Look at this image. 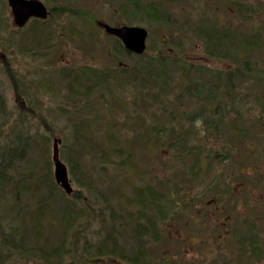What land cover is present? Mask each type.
Here are the masks:
<instances>
[{
    "label": "rangeland",
    "instance_id": "1",
    "mask_svg": "<svg viewBox=\"0 0 264 264\" xmlns=\"http://www.w3.org/2000/svg\"><path fill=\"white\" fill-rule=\"evenodd\" d=\"M39 1L49 17L19 27L0 0V153L30 143L0 185V264H264L234 247L264 248V0ZM213 21L248 62L233 89L204 50ZM103 23L145 28L144 52ZM54 150L75 197L51 189Z\"/></svg>",
    "mask_w": 264,
    "mask_h": 264
},
{
    "label": "water",
    "instance_id": "2",
    "mask_svg": "<svg viewBox=\"0 0 264 264\" xmlns=\"http://www.w3.org/2000/svg\"><path fill=\"white\" fill-rule=\"evenodd\" d=\"M13 20L19 27L25 25L29 19H46L49 12L46 6L39 0H8ZM104 31L116 37L124 48L131 53L142 54L146 48L148 32L139 26H111L103 23L99 24ZM54 165V180L65 191L66 194L72 192V187L68 178L66 165L61 162L54 150L52 155Z\"/></svg>",
    "mask_w": 264,
    "mask_h": 264
},
{
    "label": "flooded vegetation",
    "instance_id": "3",
    "mask_svg": "<svg viewBox=\"0 0 264 264\" xmlns=\"http://www.w3.org/2000/svg\"><path fill=\"white\" fill-rule=\"evenodd\" d=\"M235 7H236V5H235ZM236 9H237V7H236ZM203 20L204 19H202V21ZM215 22L213 23V25H211L212 28L210 30L211 36L214 35L213 36L214 41H211L210 39H205L208 44L205 46L204 50L206 52V49L210 48V50L213 52L211 54V55H213L211 58L209 57L210 55H207L209 58L207 60L212 59L213 65L216 66V67H214L213 73H215V75H217V77L223 78L224 81H231L232 84L230 85V87H231V89H233L236 87V86H234V81H236L238 78L243 77V74H244L243 68L246 67L248 62L242 63L243 68L240 67L241 69H235L234 68V61L235 60H231V58L226 57V54L230 53L232 51V47H235V45H234L235 42L232 41V36H234L238 33V29L236 26H232L231 29H229V27L222 29L220 25L216 26ZM188 24H189V22H188ZM209 25H210V23L208 21L206 27ZM111 26H116V25H111ZM190 28H191V26H190ZM202 35H204V34H202ZM228 41L230 42V45H232V47H230V48H226V43ZM241 45H242V43H241ZM238 48L241 51L242 46H240L239 42H238ZM223 57H225L226 59L225 58L223 59ZM197 58H198V56L197 57H191V56L187 55L184 58V64L187 65L188 67L192 66L191 64H197V63H195L196 62L195 60H197ZM204 58H206V57H204ZM219 60L220 61L222 60L224 62V63H221L222 65L220 67L217 66V63L220 62ZM222 67H225V68H222ZM220 87H221V85H220ZM216 88H217V86L215 87L216 94H214V95L219 96L218 92L221 93V89L218 87L219 90L216 91ZM251 222H255V220H252ZM223 239H224L223 235H219L218 237H216L214 239V247L220 248L221 246H223V242H224ZM234 247H235L236 251L237 250L238 251H240V250L246 251L248 254H254V253L258 254L259 253L261 256H264V248H262V246L260 245V240L256 239V238L253 240L247 239V241L244 239H240L238 241L235 240L234 241Z\"/></svg>",
    "mask_w": 264,
    "mask_h": 264
},
{
    "label": "trees",
    "instance_id": "4",
    "mask_svg": "<svg viewBox=\"0 0 264 264\" xmlns=\"http://www.w3.org/2000/svg\"><path fill=\"white\" fill-rule=\"evenodd\" d=\"M119 44L125 53H129L127 50H125L123 48L121 42H119ZM241 46H242L243 50H245V51L248 50V49H246V47L244 45H241ZM160 55L161 56L157 55V59L162 57V53ZM184 66H185V64H184ZM190 67H189V69H186L188 75L190 74ZM18 135L20 137L19 136L16 137V139L13 140V142H11V144L9 146H7L5 151L0 153V185H2V183H7V181H10V175L9 174L11 172L12 166L13 167L16 166L15 164L17 162L18 163L22 162L25 159L26 152L30 146L29 141H27L26 139L21 137V136H23L22 134H18ZM114 147H116V146H114ZM56 186H57L58 193L60 196H62V198L66 199V198H69L71 196L75 197V194L72 192L70 194H66L65 191L56 182H55V186L53 185L51 187V189L52 190H54V188L56 189ZM83 186H84V188L87 187V185H83ZM65 205L62 209V211H63L62 214H63V218H64L63 221L65 222V226L67 229V226L74 224L75 221L78 220V218H80V215L79 214H73L72 212L69 211V209H70L69 207H71L70 201L65 202ZM40 211H39V209H37L35 211L34 217L32 218V220H33L32 224H33V226H36V228L40 223L39 222L40 215L37 216V214ZM138 231H140V230H138ZM112 244L115 246V243L112 242ZM60 249H61V246H58L57 248L52 249L50 254L53 256H51V257H56L57 253H59ZM100 250H98V249L96 250L95 256L103 257L107 254L105 251H100ZM110 255H118V254H117V252L113 251L110 253ZM141 258H142V254L139 251V252H136L134 259H130L129 262H131V264H140ZM45 259H47V258H45Z\"/></svg>",
    "mask_w": 264,
    "mask_h": 264
}]
</instances>
